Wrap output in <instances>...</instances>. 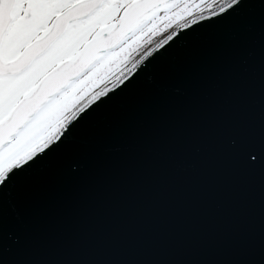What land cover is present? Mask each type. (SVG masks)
<instances>
[{"label": "water", "instance_id": "obj_1", "mask_svg": "<svg viewBox=\"0 0 264 264\" xmlns=\"http://www.w3.org/2000/svg\"><path fill=\"white\" fill-rule=\"evenodd\" d=\"M249 23L58 154L0 219V264H264V29Z\"/></svg>", "mask_w": 264, "mask_h": 264}, {"label": "snow or ice", "instance_id": "obj_2", "mask_svg": "<svg viewBox=\"0 0 264 264\" xmlns=\"http://www.w3.org/2000/svg\"><path fill=\"white\" fill-rule=\"evenodd\" d=\"M245 22L264 29V0H0V219L145 81Z\"/></svg>", "mask_w": 264, "mask_h": 264}]
</instances>
